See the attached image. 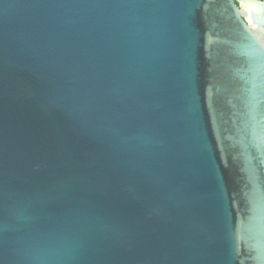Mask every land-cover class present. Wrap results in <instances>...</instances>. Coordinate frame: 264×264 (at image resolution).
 Segmentation results:
<instances>
[{
	"label": "water",
	"instance_id": "1",
	"mask_svg": "<svg viewBox=\"0 0 264 264\" xmlns=\"http://www.w3.org/2000/svg\"><path fill=\"white\" fill-rule=\"evenodd\" d=\"M0 264H264V0H0Z\"/></svg>",
	"mask_w": 264,
	"mask_h": 264
}]
</instances>
